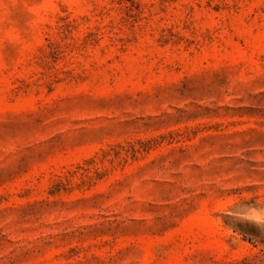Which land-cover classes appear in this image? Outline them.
I'll use <instances>...</instances> for the list:
<instances>
[{
	"label": "rangeland",
	"instance_id": "rangeland-1",
	"mask_svg": "<svg viewBox=\"0 0 264 264\" xmlns=\"http://www.w3.org/2000/svg\"><path fill=\"white\" fill-rule=\"evenodd\" d=\"M0 264H264V0H0Z\"/></svg>",
	"mask_w": 264,
	"mask_h": 264
}]
</instances>
